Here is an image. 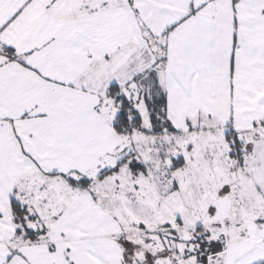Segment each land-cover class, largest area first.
<instances>
[{
    "label": "snow or ice",
    "instance_id": "1",
    "mask_svg": "<svg viewBox=\"0 0 264 264\" xmlns=\"http://www.w3.org/2000/svg\"><path fill=\"white\" fill-rule=\"evenodd\" d=\"M0 264H264V0H0Z\"/></svg>",
    "mask_w": 264,
    "mask_h": 264
}]
</instances>
